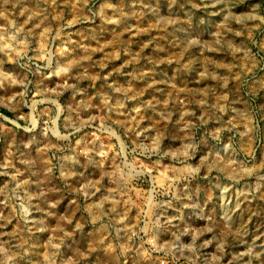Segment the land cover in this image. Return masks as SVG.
Listing matches in <instances>:
<instances>
[{
	"label": "rangeland",
	"instance_id": "obj_1",
	"mask_svg": "<svg viewBox=\"0 0 264 264\" xmlns=\"http://www.w3.org/2000/svg\"><path fill=\"white\" fill-rule=\"evenodd\" d=\"M0 264H264V0H0Z\"/></svg>",
	"mask_w": 264,
	"mask_h": 264
}]
</instances>
